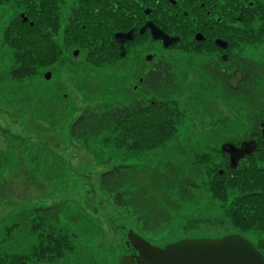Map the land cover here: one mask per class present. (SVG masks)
<instances>
[{
	"label": "rangeland",
	"instance_id": "rangeland-1",
	"mask_svg": "<svg viewBox=\"0 0 264 264\" xmlns=\"http://www.w3.org/2000/svg\"><path fill=\"white\" fill-rule=\"evenodd\" d=\"M12 15L8 7H0V239L6 234L5 227L19 218L13 214L59 205L60 225L74 236V248L58 261L41 264H119L122 255L133 251L127 244V231L142 233L131 213L116 206L112 196L100 188V174L120 163H140L156 167L155 173L164 172V162L185 166L186 156L195 152L220 149L224 142H231L230 138L246 140L253 124L264 114V79L249 97L226 94L209 82L210 92H204L200 83L206 76L204 65L226 69L221 59L161 47V59L172 65L176 76L177 87L168 99L176 100L185 112L176 136L134 160L100 144L89 150L72 138V123L86 108L110 109L145 96L136 72L139 66L125 60L92 67L85 52L73 47L64 62L33 78L14 81L9 72L13 55L2 42L3 28ZM241 54L264 62V45L244 47ZM236 73L233 70L229 78ZM151 96L147 93L146 97ZM225 114L232 116L228 126L222 122ZM164 181L157 178L161 186L155 189L150 171L144 174L143 170L134 171L130 181V189H147L167 211L166 221L146 234L149 242L164 246L184 238H179L183 225L192 218L198 220L197 231L218 229L219 208L206 209L208 199L202 190L187 202L177 196L172 181ZM6 243L8 249L24 252L30 251L36 240L28 232H14Z\"/></svg>",
	"mask_w": 264,
	"mask_h": 264
},
{
	"label": "trees",
	"instance_id": "trees-1",
	"mask_svg": "<svg viewBox=\"0 0 264 264\" xmlns=\"http://www.w3.org/2000/svg\"><path fill=\"white\" fill-rule=\"evenodd\" d=\"M235 1L215 2L221 7L225 19L231 18L237 22L236 17L239 16L240 27L232 28L230 36H225L230 47L236 51L228 54V60L223 62L226 69L205 64L203 71L206 76L200 79V83L204 92H210L206 84L209 82L217 84L226 94L249 97L264 79V62L242 55L241 51L244 47L264 45V0H239L242 8L237 14L233 12L236 10ZM0 7H8L13 12L2 32V42L13 55V64L9 70L12 80L22 82L64 62L73 47L85 52L90 66H107L104 47L106 40L103 39L101 43L97 40L98 34L104 36V33L95 31L93 38L89 31L63 30L60 33L56 26L50 29L42 15V0H0ZM58 34L65 36V45L56 44L55 35ZM82 36L88 40L81 39ZM186 40V37L181 36L177 49L187 54L192 49L185 46ZM193 50L199 55H205L210 48L205 45ZM233 70L242 74V80L236 88L229 87L227 83ZM142 85L147 93L152 94L151 97H146V93L129 104L110 109H84L70 127L72 138L82 142L89 150L97 144L111 147L129 154L130 160L140 158L145 151L165 146L176 136L185 117L179 103L168 99V95L177 87L172 65L162 60L159 71L147 74ZM231 118L225 114L222 122L228 126ZM246 137L254 139L257 146L252 154L239 161L236 168H231L228 155L215 147L207 152L186 156L185 166L164 162V172L159 173H155L156 167L148 168L140 163L113 165L100 174V188L112 196L116 206L131 213L143 237L157 228L159 223L166 221L167 211L161 201L156 202L155 196L152 197L147 189H130L134 171L143 170L144 174L150 171L155 189L160 185L157 178H163L164 184V179L172 181L177 196L187 202L193 201L195 192L202 190L208 199L206 209L215 206L219 208L220 214L215 222L218 229L197 231L194 228L198 220L192 218L183 225V233L179 238L220 237L238 233L249 239L264 255V142L260 137L258 122L251 127ZM229 140L235 145L239 144L237 140ZM1 168L0 158V171ZM60 212L59 205H52L37 206L13 214V218H19L5 227L6 234L0 239V264L52 263L68 255L74 248V236L60 225ZM14 232H28L35 237L36 243L30 251L10 250L4 245L13 238Z\"/></svg>",
	"mask_w": 264,
	"mask_h": 264
},
{
	"label": "flooded vegetation",
	"instance_id": "flooded-vegetation-1",
	"mask_svg": "<svg viewBox=\"0 0 264 264\" xmlns=\"http://www.w3.org/2000/svg\"><path fill=\"white\" fill-rule=\"evenodd\" d=\"M215 1L42 0L41 11L47 27L52 29L56 26L57 32L62 33L63 30L89 31L93 38L95 31L104 33V36L98 34L97 40L98 43H101L103 39L106 40L104 47L107 65H111L113 61L124 62L125 60L132 63V66L138 65L139 69L136 72L139 75V82L142 83L147 74L159 71L162 61L159 49L163 47V43L162 40L153 37L154 28L160 29L170 37L179 38L178 42L166 48L163 47L164 49L177 47L181 36H184L187 38L184 42L185 46L192 51L206 45L210 48L207 53L209 56L215 55V58L221 59L222 62L228 60V54L234 53L235 49L230 47L229 40L225 36H230L229 32L232 28L240 27L238 25L239 16L236 17L237 22L231 18L225 19L221 7ZM234 5L236 10L233 12L237 14L242 5L239 0H236ZM228 14L230 15V12ZM130 32L131 37L123 42L124 55L122 56L121 46L115 40V34ZM197 34L201 39L196 38ZM55 37H57L55 41L57 45H65L63 34L55 35ZM81 39L88 40L85 36ZM216 39L226 41L227 48L218 47L215 44ZM262 122H264V114L258 122L261 139ZM243 141H240L237 146Z\"/></svg>",
	"mask_w": 264,
	"mask_h": 264
},
{
	"label": "water",
	"instance_id": "water-1",
	"mask_svg": "<svg viewBox=\"0 0 264 264\" xmlns=\"http://www.w3.org/2000/svg\"><path fill=\"white\" fill-rule=\"evenodd\" d=\"M155 39L162 40L163 47L179 41L178 37H170L158 28L152 30ZM131 37L130 33H117L115 40L120 43L121 55H124L123 42ZM201 39L200 35H196ZM218 47L227 48L228 43L216 39ZM77 54V51L74 52ZM242 74L237 71L228 84L236 88ZM262 140L264 142V122L261 123ZM257 143L254 139L244 140L239 146L232 142H224L220 149L229 158L231 168H236L240 159L252 154ZM127 244L133 252L121 256L119 264H264V255L246 237L238 233H229L220 237H184L164 246L150 243L141 235L129 229L126 233Z\"/></svg>",
	"mask_w": 264,
	"mask_h": 264
}]
</instances>
